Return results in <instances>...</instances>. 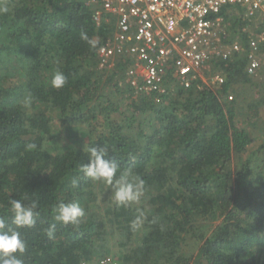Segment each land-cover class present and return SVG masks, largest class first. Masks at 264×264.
<instances>
[{
  "label": "trees",
  "instance_id": "trees-1",
  "mask_svg": "<svg viewBox=\"0 0 264 264\" xmlns=\"http://www.w3.org/2000/svg\"><path fill=\"white\" fill-rule=\"evenodd\" d=\"M6 3L9 13L0 15V218L10 223V199L38 202L35 226L20 229L24 264L91 263L110 253L119 264H264V82L247 71L246 20H234L229 31V40L244 42L243 51L207 62L187 87L175 80L160 94L162 102L132 96L121 85L122 72L113 70L121 102L105 103L102 83L109 79L97 51L110 25L95 24L86 0ZM81 31L99 45L90 48ZM253 54L264 63V45ZM57 69L68 77L58 90L50 86ZM122 99L147 116L113 119L127 104ZM28 143L37 148L25 150ZM103 144L110 148L106 159L144 180L140 204L115 207L108 186L80 171L89 163L83 148ZM59 201L84 208L78 227L53 219L51 206ZM137 208L147 218L133 232Z\"/></svg>",
  "mask_w": 264,
  "mask_h": 264
},
{
  "label": "built area",
  "instance_id": "built-area-1",
  "mask_svg": "<svg viewBox=\"0 0 264 264\" xmlns=\"http://www.w3.org/2000/svg\"><path fill=\"white\" fill-rule=\"evenodd\" d=\"M96 25H110L98 46L100 68L121 71L133 95L147 94L162 102L175 80L190 85L194 73L209 61H226L243 51L239 40H229L233 19H259L260 32L249 29L252 48L264 42V0H87ZM231 18H233L231 20ZM257 28V27H256ZM247 32V31H245ZM249 73L258 66L253 54ZM215 74L214 80L223 81ZM230 98V96H229ZM119 264L110 253L91 263Z\"/></svg>",
  "mask_w": 264,
  "mask_h": 264
},
{
  "label": "clouds",
  "instance_id": "clouds-1",
  "mask_svg": "<svg viewBox=\"0 0 264 264\" xmlns=\"http://www.w3.org/2000/svg\"><path fill=\"white\" fill-rule=\"evenodd\" d=\"M86 5H88L90 11L92 12V5L88 4L87 0ZM8 13L9 6L6 3V0H0V15H6ZM240 17L246 20V22L244 21V24L247 28L244 31L250 32L251 29L255 28L254 30H256L259 34L261 23L258 22L259 19L256 16L254 19L248 18L246 16ZM239 18L233 20H237ZM249 32L247 34H249ZM247 34L243 39L246 42V38L248 37ZM80 38L85 41L92 49H95L100 43L99 38L89 37L87 32L84 31H81ZM241 42L242 44L244 43L243 41ZM247 45L249 46L251 54H253L254 51H259V47L264 45V42L259 41L256 48H252L249 43H247ZM255 58L258 61V66L253 72H248L253 78L258 73L261 74L264 68L262 58L259 59L257 56H255ZM100 69L101 71L108 73L107 75H110L109 73L113 72L106 68ZM120 72L122 71H118V73ZM67 82L68 77L64 74V72L57 69L52 73L50 79V86L52 88L57 90L61 89L67 84ZM121 85L127 86L125 83V76ZM32 100L33 97L31 93H29L24 98V106L26 108L31 107ZM36 148L37 145L35 143H28L25 146V150L27 151L35 150ZM109 149V146L105 144L100 147L93 146L87 149L83 148V152L88 154L89 163L82 164L80 166V171L84 174V177L90 179L93 183L98 182L108 186V188L111 190L110 199L115 207L127 208L132 204H140L142 198L145 197L144 180L139 175L134 174L131 167L122 169L120 163H118L116 160L106 159V157L109 155ZM78 185L79 181L74 179L72 181V187L75 188ZM9 205L11 212L10 223L6 222L4 218H0V264H24L22 257L27 250V244L22 237L20 229L32 228L35 226L36 217L39 215L37 211L38 202L32 200L29 203H24L23 199H10ZM136 211L138 214L134 219L131 220L129 225L133 232L141 229L143 227L144 221L147 218L143 209L137 208ZM51 213L53 215V219L56 222L77 227L79 226L81 219L85 216V210L79 202L66 203L64 201H59L51 206ZM54 229L55 224H53L47 231V235L49 237L52 236Z\"/></svg>",
  "mask_w": 264,
  "mask_h": 264
},
{
  "label": "rangeland",
  "instance_id": "rangeland-1",
  "mask_svg": "<svg viewBox=\"0 0 264 264\" xmlns=\"http://www.w3.org/2000/svg\"><path fill=\"white\" fill-rule=\"evenodd\" d=\"M107 79V82L105 81L104 83H102V95H103V98L101 101L107 103L106 99H110L112 101H118V102H121V99L114 93V89L112 88V79L110 78V75H107L106 76ZM254 80L256 81H263L264 82V75H263V72L260 74L258 73L256 76H254ZM234 97V95H233ZM118 99V100H117ZM122 101L126 104V105H122V107L119 108V111H115V112H112L111 115L113 117V119L117 120V121H121L123 119V117L125 115H132L134 117L138 116L140 114V112H142V115H139L138 117H143V116H147L148 112L147 111H140V112H135L133 113L132 112V107H129L130 105V100H125V99H122ZM123 103V104H124ZM122 104V103H121ZM258 129L255 128V132H258L257 131ZM62 135L64 136V139L65 141L68 140V136L65 135V132L62 133ZM62 137V136H61ZM63 139V140H64ZM63 142V141H62ZM107 245L108 246H111V249H113V251L115 252L117 247L114 245V240L111 239V238H108L107 240Z\"/></svg>",
  "mask_w": 264,
  "mask_h": 264
}]
</instances>
